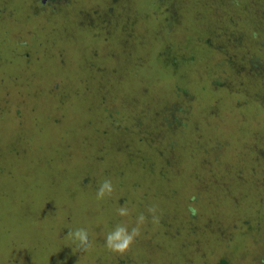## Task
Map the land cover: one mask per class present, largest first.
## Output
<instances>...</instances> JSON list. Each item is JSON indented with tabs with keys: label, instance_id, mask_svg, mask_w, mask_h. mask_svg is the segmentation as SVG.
<instances>
[{
	"label": "rangeland",
	"instance_id": "1",
	"mask_svg": "<svg viewBox=\"0 0 264 264\" xmlns=\"http://www.w3.org/2000/svg\"><path fill=\"white\" fill-rule=\"evenodd\" d=\"M222 260L264 264V0H0V264Z\"/></svg>",
	"mask_w": 264,
	"mask_h": 264
},
{
	"label": "clouds",
	"instance_id": "2",
	"mask_svg": "<svg viewBox=\"0 0 264 264\" xmlns=\"http://www.w3.org/2000/svg\"><path fill=\"white\" fill-rule=\"evenodd\" d=\"M113 191L114 186L112 180L110 178H105L96 189V199L104 200L106 197H111ZM192 199L194 201L195 197ZM188 210L193 216L197 214V209L195 207L189 206ZM146 211L147 215L141 212L135 217V222L131 227H129L128 223L121 222L116 224L115 227L105 235V247L109 252L121 256L124 255L131 249L132 245L141 235V230L146 222H148L149 217L152 223L159 222V217L156 215V208L154 206L149 205ZM117 215L125 218L129 217L131 215V210L127 206H121L117 209ZM68 237L78 243L79 249L82 252H86L92 247L88 230L85 228H77L73 231H69Z\"/></svg>",
	"mask_w": 264,
	"mask_h": 264
},
{
	"label": "trees",
	"instance_id": "3",
	"mask_svg": "<svg viewBox=\"0 0 264 264\" xmlns=\"http://www.w3.org/2000/svg\"><path fill=\"white\" fill-rule=\"evenodd\" d=\"M51 1H54V0H51ZM218 264H228V263L226 261L222 260Z\"/></svg>",
	"mask_w": 264,
	"mask_h": 264
}]
</instances>
